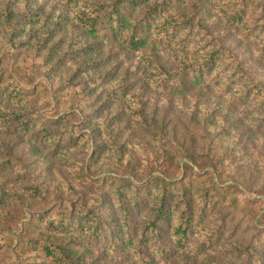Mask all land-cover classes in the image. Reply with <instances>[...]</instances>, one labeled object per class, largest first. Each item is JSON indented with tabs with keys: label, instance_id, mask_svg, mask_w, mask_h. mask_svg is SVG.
Masks as SVG:
<instances>
[{
	"label": "rangeland",
	"instance_id": "obj_1",
	"mask_svg": "<svg viewBox=\"0 0 264 264\" xmlns=\"http://www.w3.org/2000/svg\"><path fill=\"white\" fill-rule=\"evenodd\" d=\"M154 1L0 0V264H264V0Z\"/></svg>",
	"mask_w": 264,
	"mask_h": 264
},
{
	"label": "trees",
	"instance_id": "obj_2",
	"mask_svg": "<svg viewBox=\"0 0 264 264\" xmlns=\"http://www.w3.org/2000/svg\"><path fill=\"white\" fill-rule=\"evenodd\" d=\"M140 0H129V2L132 5H137L138 2ZM142 2H148L149 0H141ZM227 6L224 8L223 6H221L223 8V10H221V12H224L227 18V22L232 25V26H242V27H246L247 26V20L246 17H248L249 11H250V4L242 2L241 4H238V2L236 0H228V2L226 3ZM168 6V3L166 2V0H155L154 4H152V7H150L148 9V16L149 17H153V16H158V18L162 19L164 17L165 12L167 11L166 7ZM234 6L236 7L235 10H231L230 8ZM220 12V13H221ZM122 14H120V19H114L113 17L110 16V23L108 22V28L113 30V33H115L114 36H118V35H124L126 32H124V27H127V29H130L131 27H133L134 25L132 24V22H130L124 15L121 16ZM249 18V17H248ZM27 19V18H26ZM76 19L80 22V25L92 36H97L100 32V28L96 25V23L94 22L93 19L89 18L86 15H80V16H76ZM151 25V24H150ZM240 25V26H239ZM134 29H136V27L134 26ZM129 36L127 37V42L129 45V48L132 51H136L139 50L142 47L147 46L148 43V39L145 38L142 35L137 34L136 32H131L128 33ZM225 51L218 49L217 51L214 50H210V52L205 56L204 61L199 64V66L201 67L198 71H199V76L202 74V72H204V75L206 73L207 70L212 71V69L218 64L219 60V53H220V59H222L225 56ZM142 59L147 62L149 60V58H151V55L148 53H142ZM152 62H150L151 64ZM202 71V72H201ZM204 77V76H203ZM219 78H221V74L218 76H212L211 77V84L215 85L216 79L217 81L219 80ZM246 85V88L248 89L247 94L251 93L253 90H257L258 92L255 93L256 95H258V97L263 98L264 97V89L261 88L260 86L256 85V84H244ZM18 94L14 95V97H17ZM13 96V95H12ZM248 96H243L242 98H247ZM155 188H160V186H155ZM162 193V198H161V202L159 204V209L158 214L154 220L155 225L159 226V225H166V216H164L163 213V208L166 206L165 205V198L167 196V192H168V187L163 185L162 189L160 190ZM81 224L84 222V218H81ZM64 223L66 222L63 221ZM63 223V225H64ZM188 223L184 220V214H180V216L177 219V223H174L173 228V234L175 239L177 240V245L180 246L182 241L184 240V238L186 237V234L188 232ZM95 229H98L97 224L94 226ZM82 229V227H81ZM50 253V252H48Z\"/></svg>",
	"mask_w": 264,
	"mask_h": 264
}]
</instances>
